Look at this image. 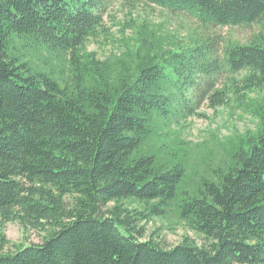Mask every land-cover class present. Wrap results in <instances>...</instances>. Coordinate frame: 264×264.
Returning a JSON list of instances; mask_svg holds the SVG:
<instances>
[{
	"label": "trees",
	"instance_id": "obj_1",
	"mask_svg": "<svg viewBox=\"0 0 264 264\" xmlns=\"http://www.w3.org/2000/svg\"><path fill=\"white\" fill-rule=\"evenodd\" d=\"M113 1L0 0V264H264V103L210 170L156 140L202 101L245 106L264 87V0H133L257 31L167 47L142 28L126 54L100 59L85 41ZM40 50L67 54V80L32 61ZM168 212L203 242L141 238V221ZM8 221L42 239L5 248Z\"/></svg>",
	"mask_w": 264,
	"mask_h": 264
},
{
	"label": "rangeland",
	"instance_id": "obj_2",
	"mask_svg": "<svg viewBox=\"0 0 264 264\" xmlns=\"http://www.w3.org/2000/svg\"><path fill=\"white\" fill-rule=\"evenodd\" d=\"M142 28L146 29V36L158 39L167 47H175L176 43L187 44L192 37L208 33L245 42L257 31L256 25L203 28L195 17L184 12H171L133 0H115L103 15V31L88 37L85 48L94 51L100 59L126 54L136 46V37ZM42 58L46 60L45 66L53 68L61 79L69 78L67 54L49 55L40 50L31 56L32 61L41 66ZM248 95L244 100L245 106L239 105L232 96L226 104L216 108L202 101L196 108L200 114L194 113L177 121L170 120L159 128L156 140L171 146L178 141V146L186 150L188 168L199 172L210 170L225 159L229 138L257 127L258 118L252 113V109L255 103H264V87L250 91ZM140 224L144 225V235L141 238L153 235L165 246L176 244L184 235L191 236L199 244L203 242L202 237L187 227L173 212L154 215ZM2 232L9 241L5 248H12V243L38 242L43 236L42 231L23 229L16 221L6 222Z\"/></svg>",
	"mask_w": 264,
	"mask_h": 264
}]
</instances>
